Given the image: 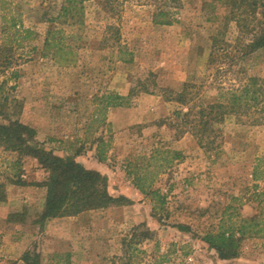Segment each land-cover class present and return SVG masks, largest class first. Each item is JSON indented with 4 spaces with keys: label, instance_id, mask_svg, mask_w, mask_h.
Listing matches in <instances>:
<instances>
[{
    "label": "rangeland",
    "instance_id": "rangeland-1",
    "mask_svg": "<svg viewBox=\"0 0 264 264\" xmlns=\"http://www.w3.org/2000/svg\"><path fill=\"white\" fill-rule=\"evenodd\" d=\"M173 1L119 0L111 13L89 0L81 18L64 19L65 0H0V46L15 61L0 66L8 97L0 123L32 127L46 149L99 171L111 195L132 200L42 225L47 172L0 146V264H26L27 253L40 264H264V232L243 238L230 260L203 241L241 219L264 220V179L252 176L257 165L264 175V122H256L264 49H247L258 22L240 27L230 7L214 0ZM161 6L177 22L155 25ZM51 27L74 48L67 64L45 55ZM245 86L256 91L253 106L204 127L201 110L229 105ZM109 93L127 100L102 122L99 99ZM146 170L156 175L162 206L134 186L133 172Z\"/></svg>",
    "mask_w": 264,
    "mask_h": 264
},
{
    "label": "trees",
    "instance_id": "trees-1",
    "mask_svg": "<svg viewBox=\"0 0 264 264\" xmlns=\"http://www.w3.org/2000/svg\"><path fill=\"white\" fill-rule=\"evenodd\" d=\"M89 0H65L59 18L79 19L83 15L84 4ZM107 11L114 13L119 0H102ZM217 3L230 7L232 18L241 27L242 21L253 18L258 22L254 31L253 39L247 45L249 52L264 49V0H214ZM179 5L178 0H174ZM178 2V3H177ZM117 7V6H116ZM178 19L171 7H158L152 14V22L155 25H173ZM245 26V25H244ZM24 32L23 38L31 33L30 30ZM22 34V33H21ZM20 34V36H21ZM45 55L49 54L54 59L61 58V63L67 64L66 55L74 48L66 43L65 33L62 29L49 28L44 42ZM51 52V53H50ZM121 49L120 53L123 54ZM122 58V57H121ZM14 57L9 49L0 46V66L7 70L14 66ZM14 87V86H13ZM254 89L245 86L239 93H231L232 101L229 105L224 103H214L201 110L203 125L208 126L212 121L218 122L224 119L225 114H237L253 106L251 102L257 101ZM7 96L2 95L0 90V116L4 118ZM126 97L119 94L109 93L99 99L102 122L106 121V112L111 107H121L125 105ZM180 100V99H178ZM180 102H183L181 99ZM261 116L256 122H264V103L261 106ZM98 111V109H97ZM8 123H0V146L12 152H17L19 158L29 156L37 160L38 164L47 172L45 181L46 198L44 211L40 221L42 225L49 219L63 216H73L81 212L104 209L110 206H120L132 203V200L124 195L113 196L108 190V178L97 170L86 168L73 156L61 157L53 150L46 149L43 144L36 140V131L18 120L6 119ZM99 149L100 158H104L105 142ZM100 145V146H101ZM169 163V161H168ZM134 186L145 195H152L156 198L160 206L165 203V196L153 187V178L156 176L153 171L133 172ZM254 181L264 179L260 167L257 165L253 171ZM18 182H21L20 180ZM3 184H0V202L6 200ZM15 217L23 216L22 213L14 214ZM181 227V226H180ZM264 232V220L256 218H244L237 228L220 227L218 231L209 232L203 237V241L208 247L214 250L222 260H230L239 256L241 241L247 235H260ZM133 238V237H132ZM132 242V239L130 240ZM26 264H40L39 256L27 253L24 256Z\"/></svg>",
    "mask_w": 264,
    "mask_h": 264
}]
</instances>
